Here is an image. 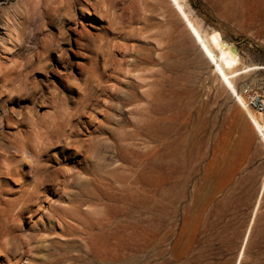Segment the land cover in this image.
Segmentation results:
<instances>
[{
    "label": "rangeland",
    "instance_id": "obj_1",
    "mask_svg": "<svg viewBox=\"0 0 264 264\" xmlns=\"http://www.w3.org/2000/svg\"><path fill=\"white\" fill-rule=\"evenodd\" d=\"M184 1L264 96V0ZM0 233V264H264L263 138L169 0H0Z\"/></svg>",
    "mask_w": 264,
    "mask_h": 264
},
{
    "label": "bare ground",
    "instance_id": "obj_2",
    "mask_svg": "<svg viewBox=\"0 0 264 264\" xmlns=\"http://www.w3.org/2000/svg\"><path fill=\"white\" fill-rule=\"evenodd\" d=\"M169 2L171 4V6L173 7L174 12L180 17L182 22L185 24V27H186L191 39L193 40L195 45L197 47H199L200 53L205 59V64L207 66H212L214 68V72H215L216 77L228 88V90L230 91L231 95L234 97L236 102L239 103V105L244 109V111L246 112L247 116L249 117L255 131L263 138V142H264V117H263V114L256 115L247 106V104L244 100V97L238 92L237 87L235 85V82H236L235 79L236 78H238L243 73H246V72L252 70L253 68H249L246 70H240L237 67L238 63H239L238 55L236 54V51L231 46H229L227 43H225L221 40H218L215 43V45H212L209 38L207 37V35L204 34L201 27L193 19L191 11H189V9L187 8L186 2L184 0H169ZM78 43H80V42L78 41ZM80 49H81V47L79 48V50ZM138 69H139V66H136L135 64H133V65H131L130 69L127 71V74L132 75L133 72H136ZM37 171L38 170H35V172H37ZM38 174H39V171H38ZM29 193H30V191H29ZM32 197H33V194L29 195V201H28L29 203H30V198L33 200ZM25 201H26V199H25ZM27 204L24 203V205L19 209L18 213L15 214V216L13 215L15 217L14 219L20 221L24 217V215L28 212ZM3 235H5V234L0 233V238ZM2 247H4V246L2 245V243H0V248H2ZM6 250H7V248H6Z\"/></svg>",
    "mask_w": 264,
    "mask_h": 264
},
{
    "label": "built area",
    "instance_id": "obj_3",
    "mask_svg": "<svg viewBox=\"0 0 264 264\" xmlns=\"http://www.w3.org/2000/svg\"><path fill=\"white\" fill-rule=\"evenodd\" d=\"M241 94L247 106L257 114H264V96L254 91L251 85H245Z\"/></svg>",
    "mask_w": 264,
    "mask_h": 264
},
{
    "label": "water",
    "instance_id": "obj_4",
    "mask_svg": "<svg viewBox=\"0 0 264 264\" xmlns=\"http://www.w3.org/2000/svg\"><path fill=\"white\" fill-rule=\"evenodd\" d=\"M235 48V47H234ZM236 49V48H235Z\"/></svg>",
    "mask_w": 264,
    "mask_h": 264
}]
</instances>
